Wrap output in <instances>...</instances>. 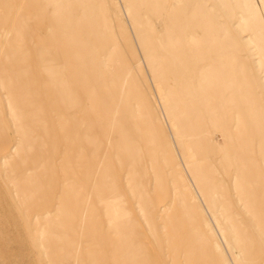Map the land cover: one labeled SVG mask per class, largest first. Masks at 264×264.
Returning a JSON list of instances; mask_svg holds the SVG:
<instances>
[{
  "label": "rangeland",
  "instance_id": "1",
  "mask_svg": "<svg viewBox=\"0 0 264 264\" xmlns=\"http://www.w3.org/2000/svg\"><path fill=\"white\" fill-rule=\"evenodd\" d=\"M252 111L264 118V0H0V264H264ZM98 140L109 182L80 235ZM106 197L131 212L120 227Z\"/></svg>",
  "mask_w": 264,
  "mask_h": 264
},
{
  "label": "bare ground",
  "instance_id": "2",
  "mask_svg": "<svg viewBox=\"0 0 264 264\" xmlns=\"http://www.w3.org/2000/svg\"><path fill=\"white\" fill-rule=\"evenodd\" d=\"M59 1H65V0H59ZM68 1V0H67ZM180 0H174V3L176 4V3H178ZM21 49H23V48H21ZM20 50V49H19ZM24 50V49H23ZM26 50V49H25ZM24 50V51H25ZM24 51H22V53L24 52ZM18 52V51H17ZM19 53L21 54V52L19 51ZM3 55V54H2ZM15 55V54H14ZM106 58V57H105ZM92 63V62H91ZM91 63H90V65H91ZM141 64V63H140ZM11 68V67H10ZM8 72V71H7ZM21 77V76H20ZM21 79V78H20ZM17 80V79H16ZM2 81V80H1ZM5 81V80H4ZM4 81H2V82H4ZM20 81V80H19ZM14 82V81H13ZM5 83V82H4ZM22 83V82H21ZM29 85H30V83H29ZM4 87H5V84H4ZM29 87V86H28ZM7 88V87H6ZM5 88V89H6ZM31 88V87H30ZM6 91H8V89L6 90ZM96 94V93H95ZM45 95H47V94H45ZM223 93L221 92V95H220V93H215V97H208V96H204L203 97V100L205 101V102H211V101H214L215 100V102H213L214 103V105L216 106V105H218V104H220L221 103V101H222V97H223ZM198 96H199V98H200V100L202 99V94L201 93H198ZM13 97V96H12ZM232 97V96H231ZM15 98V97H14ZM47 98V97H46ZM237 100V99H236ZM206 104V103H205ZM207 105V107H206V109L207 108H209L210 107V105H208V104H206ZM211 107H213V106H211ZM241 112V111H240ZM240 112L238 113V114H236L235 115V121H236V123H240V121H241V119H242V116H241V114H240ZM210 113V117H211V119H214V118H216L217 116L212 112V111H210L209 112ZM251 116H250V119H256V120H263L264 118L263 117H261V116H259V115H257V114H255L254 115V112L252 111L251 112ZM116 118V117H115ZM117 119V118H116ZM221 119H224V120H226V121H229V119H230V116H225V115H221ZM58 120H60L59 118H58ZM71 121V120H70ZM251 122V121H250ZM137 127H138V124H137ZM228 128H230V126L228 127ZM234 128V126H232V129ZM231 129V128H230ZM233 133V132H232ZM248 133V132H247ZM123 134V133H122ZM119 136V135H118ZM120 138V137H119ZM128 139V141H129V139L130 138H127ZM109 141V140H108ZM109 145H110V147L111 146H115L116 147V153H117V155L119 156V158L121 159V157L123 156V153H125L126 154V152H129V150H131V143H128V142H123V140H122V138H120V140H117V139H112L111 140V138H110V142H109ZM109 150V148L107 149V147L105 148V146L103 147V143L101 142V141H97V145H96V161H95V176L93 177V185L94 186H90V188H89V191H87V192H84V190H88V188H87V186H80V190H81V192H83L84 194H85V197H86V205H85V207H84V209H83V211L81 212V214H80V218H79V220H80V229H81V231H80V235H81V233L84 231V227H85V222H86V219H87V214L89 213V209H88V206L90 205V203H89V198H90V196H92V190H94L93 189V187H96V191H98L99 193V196H101V193H100V191H101V186L103 187V186H106V184H107V182H109V179H108V173H109V168H108V161L110 160V151H108ZM124 158V157H123ZM132 174V173H131ZM238 177H240L241 179H243V173L242 172H238ZM131 178V177H130ZM132 178H133V174H132ZM132 180V179H131ZM109 185V184H108ZM116 185V184H115ZM247 187H249V189H250V191L249 192H246L247 191ZM239 188H240V192H239V194L237 195L238 196V200H239V202H242V201H244V199L246 198L247 199V201L245 202V207H250V203L251 202H249V196H251V194H252V192H253V189H252V187L251 186H239ZM261 200H262V198H264V188L263 189H261ZM244 195H247V196H244ZM114 196V195H113ZM235 196V195H234ZM221 197H225L224 195H222L221 194ZM248 197V198H247ZM146 198V197H145ZM107 199V200H106ZM88 200V201H87ZM141 200V199H140ZM148 200V199H147ZM172 201H173V199H172ZM254 201V200H253ZM120 202V201H119ZM101 203L103 204V209H104V217H105V219H106V224H107V226L108 227H115V226H117L118 224H119V221L121 220H123L124 218H127V217H129L130 216V214H131V212H130V210H126L125 208H121V207H119V205H118V202L116 201V200H109L107 197L106 198H103V200L101 201ZM254 203V202H253ZM144 204H141L140 206H143ZM124 206V205H123ZM60 209H64V206H61L60 207ZM164 209V208H163ZM163 209H160V210H157L156 209V211H155V217H156V219L158 218V217H160V216H162L164 213H165V211L166 210H163ZM228 211L230 210V208H226ZM214 209H212V211H213ZM216 210H217V208H216ZM227 210H223L222 212H221V218H224L225 220H226V222H228V223H231L232 224V222H233V218L234 217H236L237 215L234 213V214H231V215H226L225 214V212L227 211ZM144 207H140V212H142V213H144ZM161 213V214H160ZM263 213V212H262ZM158 215H160V216H158ZM261 215H259L258 213L257 214H253L252 215V218H251V221H250V224H254L255 226H258V224H259V220L261 219ZM125 221V220H124ZM263 221V220H262ZM122 224V223H121ZM120 224V225H121ZM137 224V223H136ZM120 225L119 226H117V227H120ZM99 227V226H98ZM97 227V228H98ZM89 228V227H88ZM96 228V229H97ZM131 231H132V229H130ZM129 230V231H130ZM98 230H96V232H97ZM131 233V232H130ZM97 234H98V232H97ZM95 237V236H94ZM98 238V237H97ZM226 238H224V240H225ZM99 240V239H98ZM97 242V241H96ZM70 243H71V241H70ZM70 243L69 242H66V243H62V242H59V245L60 246H62L63 248H66V247H69L70 246ZM87 243V242H86ZM119 243H121V242H119ZM121 244H123V242L121 243ZM109 245V244H108ZM115 245V244H114ZM113 245V246H114ZM119 246V245H118ZM123 246V245H122ZM110 247V246H109ZM114 247H117V246H114ZM124 248V247H123ZM125 249V248H124ZM118 250V249H117ZM124 251V250H123ZM127 251V250H126ZM96 253H98V251L96 252ZM125 253H128V252H125ZM124 253V254H125ZM91 256V255H90ZM97 258V257H96ZM101 259L103 260V258L101 257ZM81 260V259H80ZM96 260V259H95ZM80 262V261H79ZM226 262V261H225ZM230 262V261H229ZM85 263V262H84ZM227 263V262H226ZM235 263H237V259L236 258H234V260H232L229 264H235ZM100 264V263H99ZM102 264H103V262H102ZM134 264V263H133Z\"/></svg>",
  "mask_w": 264,
  "mask_h": 264
}]
</instances>
